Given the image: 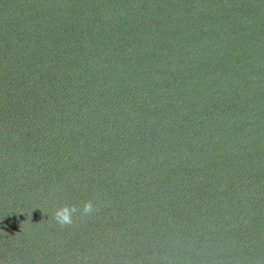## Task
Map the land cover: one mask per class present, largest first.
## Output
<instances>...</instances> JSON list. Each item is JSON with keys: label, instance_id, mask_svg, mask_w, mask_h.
Instances as JSON below:
<instances>
[{"label": "water", "instance_id": "water-1", "mask_svg": "<svg viewBox=\"0 0 264 264\" xmlns=\"http://www.w3.org/2000/svg\"><path fill=\"white\" fill-rule=\"evenodd\" d=\"M0 262L264 264V0H0Z\"/></svg>", "mask_w": 264, "mask_h": 264}, {"label": "clouds", "instance_id": "clouds-1", "mask_svg": "<svg viewBox=\"0 0 264 264\" xmlns=\"http://www.w3.org/2000/svg\"><path fill=\"white\" fill-rule=\"evenodd\" d=\"M79 209L75 205H63L57 208L53 214V219L61 225V227L71 224L73 222V214ZM83 214L87 215L93 211V204L91 201H86L83 204ZM2 264V262H0Z\"/></svg>", "mask_w": 264, "mask_h": 264}]
</instances>
